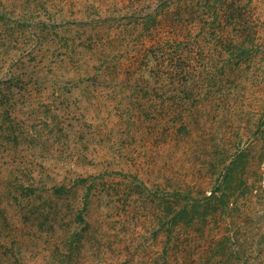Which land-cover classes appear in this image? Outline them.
Listing matches in <instances>:
<instances>
[{
    "label": "rangeland",
    "instance_id": "obj_1",
    "mask_svg": "<svg viewBox=\"0 0 264 264\" xmlns=\"http://www.w3.org/2000/svg\"><path fill=\"white\" fill-rule=\"evenodd\" d=\"M0 201L24 264H264V0H0Z\"/></svg>",
    "mask_w": 264,
    "mask_h": 264
},
{
    "label": "trees",
    "instance_id": "obj_2",
    "mask_svg": "<svg viewBox=\"0 0 264 264\" xmlns=\"http://www.w3.org/2000/svg\"><path fill=\"white\" fill-rule=\"evenodd\" d=\"M60 189V188H59ZM82 210L75 215V221L82 222ZM7 225V216L4 208L1 207L0 201V264H24L17 256L13 243L8 244L4 240L3 230ZM84 245L82 244V237H79V232L74 231L65 236L62 245H53L52 248H46L47 254L41 257V262L35 264H89L79 261L77 255L81 256V251ZM100 264V263H95Z\"/></svg>",
    "mask_w": 264,
    "mask_h": 264
}]
</instances>
